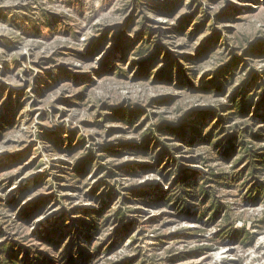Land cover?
I'll return each instance as SVG.
<instances>
[{
    "label": "rangeland",
    "instance_id": "1",
    "mask_svg": "<svg viewBox=\"0 0 264 264\" xmlns=\"http://www.w3.org/2000/svg\"><path fill=\"white\" fill-rule=\"evenodd\" d=\"M0 264H264V0H0Z\"/></svg>",
    "mask_w": 264,
    "mask_h": 264
},
{
    "label": "trees",
    "instance_id": "2",
    "mask_svg": "<svg viewBox=\"0 0 264 264\" xmlns=\"http://www.w3.org/2000/svg\"><path fill=\"white\" fill-rule=\"evenodd\" d=\"M225 81H226V80H225ZM179 186H180V188H181V190H182V194H183V195L179 196L178 201H179V204L185 205V198H184L183 196H184V195H185V196L188 195V193L185 192V191H186V188H189V187L192 188V186L186 185L184 182H181V183L179 184ZM183 192H184V193H183ZM204 194L206 195V192H204ZM114 214H115V215H119V214H120V211H119V212L115 211ZM90 223H91V227H92V229H93V230H96V229H97V226H94L95 224H92L93 222H90ZM87 224L90 225L89 223H87ZM92 225H93V226H92Z\"/></svg>",
    "mask_w": 264,
    "mask_h": 264
}]
</instances>
